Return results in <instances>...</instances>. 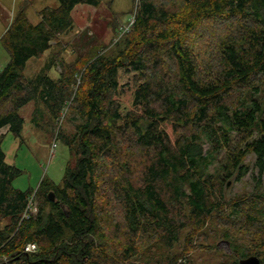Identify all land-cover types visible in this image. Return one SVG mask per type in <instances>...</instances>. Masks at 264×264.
Masks as SVG:
<instances>
[{
	"label": "trees",
	"instance_id": "trees-1",
	"mask_svg": "<svg viewBox=\"0 0 264 264\" xmlns=\"http://www.w3.org/2000/svg\"><path fill=\"white\" fill-rule=\"evenodd\" d=\"M57 1L36 22L20 7L0 36V128L19 138L29 102L34 125L67 108L72 127L59 132L60 181L35 189L13 186L21 170L0 137V264H193L192 251L218 249L209 230L230 252L205 264L264 263V0H132L115 52H94L79 74L56 52L27 77L78 5L114 0ZM249 171L253 189L227 198V180Z\"/></svg>",
	"mask_w": 264,
	"mask_h": 264
},
{
	"label": "rangeland",
	"instance_id": "rangeland-1",
	"mask_svg": "<svg viewBox=\"0 0 264 264\" xmlns=\"http://www.w3.org/2000/svg\"><path fill=\"white\" fill-rule=\"evenodd\" d=\"M57 4V0H0V36L15 11L20 7H25L26 15L33 22H36L39 18L38 11L40 9L45 6L55 7ZM131 5L132 0H114L111 8L104 3L97 7L77 6L73 12V28L62 34L58 45L47 51L42 57L29 59L25 67V75L31 77L37 74L50 55H58L60 53L65 62L69 63H73L77 59L74 63V70L79 74L82 70V63L94 52H115L113 47L119 38L117 34L118 27L126 21ZM7 59V53L0 43V67L6 63ZM49 74L53 78L58 77L56 65ZM77 83H79V78H77ZM34 108L35 104L29 102L20 109L19 113L24 119L20 137L8 139L4 142V150L9 163L21 170V173L13 180V186L21 190H26L27 188L35 189L42 178L58 183L68 158L67 147L59 139L61 130L72 131V127L66 119L67 108L63 110L60 118L55 122H50L45 112L46 121L41 120L40 117L36 118V122L41 123L39 126L31 122ZM53 139L58 140L54 150L51 148ZM252 159L253 156L248 155L245 160L250 170L252 169ZM210 171H212V167H210ZM250 172L239 180L234 178L227 180V185L224 189V194L227 198L250 192L253 189L254 180L251 179ZM262 184V192L264 193V177L262 178ZM205 230L207 231L208 229L206 228ZM225 240V238L220 237L219 233L214 235L209 230L203 241L206 243L215 241L218 249L213 251H192L190 255L192 263L205 264L214 260L218 255L228 254L230 252L229 243ZM236 241L237 244L246 245L250 243V239H247V236L244 235L236 236ZM33 249V245H28L25 248L27 251ZM165 252L159 250L155 257L160 258L165 255ZM4 259L5 257H3Z\"/></svg>",
	"mask_w": 264,
	"mask_h": 264
},
{
	"label": "built area",
	"instance_id": "built-area-1",
	"mask_svg": "<svg viewBox=\"0 0 264 264\" xmlns=\"http://www.w3.org/2000/svg\"><path fill=\"white\" fill-rule=\"evenodd\" d=\"M139 0H133L134 3V10L136 9V5L138 4ZM134 21V11L132 13H130L126 19L125 22H123L119 27H118V37L122 36L123 34H125L130 26L132 25ZM56 144L53 142L52 143V147H54ZM28 208L30 209V211L35 212L36 211V204H35V200H34V196H30L29 197V201H28Z\"/></svg>",
	"mask_w": 264,
	"mask_h": 264
},
{
	"label": "crops",
	"instance_id": "crops-1",
	"mask_svg": "<svg viewBox=\"0 0 264 264\" xmlns=\"http://www.w3.org/2000/svg\"><path fill=\"white\" fill-rule=\"evenodd\" d=\"M78 6H82V5H78ZM84 6H87V5H84ZM0 137H2V141H1V147L3 148V150L5 149L4 148V142L7 141L8 139H15L16 137L13 136V134L8 130V127L5 126L3 128H0ZM13 141V140H12ZM5 152V150H4ZM5 155H6V152H5ZM6 161L7 163H9L7 157H6ZM10 164V163H9Z\"/></svg>",
	"mask_w": 264,
	"mask_h": 264
},
{
	"label": "water",
	"instance_id": "water-1",
	"mask_svg": "<svg viewBox=\"0 0 264 264\" xmlns=\"http://www.w3.org/2000/svg\"><path fill=\"white\" fill-rule=\"evenodd\" d=\"M49 199H53V193H49ZM240 264H264L261 263L260 259L256 255H249L239 260Z\"/></svg>",
	"mask_w": 264,
	"mask_h": 264
}]
</instances>
